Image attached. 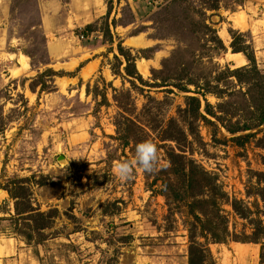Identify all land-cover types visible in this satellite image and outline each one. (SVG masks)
<instances>
[{
	"label": "rangeland",
	"instance_id": "374dc122",
	"mask_svg": "<svg viewBox=\"0 0 264 264\" xmlns=\"http://www.w3.org/2000/svg\"><path fill=\"white\" fill-rule=\"evenodd\" d=\"M197 10L211 29L197 23L203 17ZM235 17L247 26L237 27ZM107 26L111 41L103 34ZM231 30L250 44L264 71V0H0V190L10 178L42 176L43 185L31 184L33 205L58 210L44 229L46 239L28 244L9 218L13 200L2 199L0 191V264H187L185 209L168 206L158 185L151 192L147 184L156 172L137 169L123 182L113 172L115 162L134 157L135 147L122 148L115 139L119 109L111 86L118 98L119 91L130 90L133 116L146 125V140L158 146L159 169L168 165L162 144H174L161 140V130L170 117H178L186 93L138 82L143 89H134L111 66L119 42L134 54L149 48L141 54L150 58L140 56L135 63L150 79L181 41L202 55L191 62L196 66H241L248 61L243 52L231 50ZM215 34L225 49L217 50ZM46 68L63 75L40 77ZM87 82L106 88L107 103L99 105L100 96L86 94ZM197 125L201 139L189 136L181 148L216 178L230 200L255 214L262 211L264 123L246 131L256 134L243 144L232 141L223 127L214 138L212 125ZM221 208L231 231L241 237L251 232L252 225L229 203ZM208 246L216 264H264L260 243Z\"/></svg>",
	"mask_w": 264,
	"mask_h": 264
},
{
	"label": "trees",
	"instance_id": "16d2710c",
	"mask_svg": "<svg viewBox=\"0 0 264 264\" xmlns=\"http://www.w3.org/2000/svg\"><path fill=\"white\" fill-rule=\"evenodd\" d=\"M197 12L203 16V12L198 10ZM109 13L110 7L106 15ZM197 23L211 29L205 16ZM103 34L108 41L112 40L108 26ZM231 36V50L234 53L243 52L248 63L234 68L228 65L222 67L218 64L213 67L196 66L191 62L202 58V55L197 56L194 54L196 49L189 50L188 44L181 41L176 49L162 60L161 67L152 70L150 78L152 81H150L142 77L135 63L140 56L150 58L149 55L141 54L149 48H140L134 54L119 42L118 54L114 55L115 65L111 66L112 72L126 79L134 89L140 91L143 89L136 84L138 82L154 87L171 85L186 93L184 106L178 109V117H170L161 130V140L174 142L173 145L162 144L165 147L168 165L156 171L147 186L151 192H154L156 191L154 185H158L157 191L165 197L168 206L174 204L184 207L188 231L187 264H216L208 246L209 242L228 243L230 240L260 243L261 261L264 258V219L261 218L262 215L264 216V209L255 214L249 208L242 207L240 201L230 200L216 183V178L181 148L183 142H188L189 136L201 139L197 125L199 121L214 127L212 129L214 138L218 126L223 127L231 134L230 139L236 144H243L256 134L246 131L258 128L264 123V71L258 67L253 50H248L250 44L241 41V34L231 30ZM212 40L218 51L225 49L218 35L212 36ZM185 52L189 54L188 58H185ZM43 74L49 77L55 74L63 75L52 68H46L40 77ZM108 85L111 86V83ZM111 89L119 109L113 122L117 134L115 139L122 148L130 144L136 147L138 143L146 140L147 127L133 116L135 108L134 103L130 104V101L132 102L130 90L119 91L122 98H118L117 89L113 86ZM165 89L166 92H172V88ZM85 92L94 98L100 96L99 105L108 101L106 88L99 87L98 83L91 86L87 82ZM208 95L216 97L217 101L211 103L207 98ZM40 178L43 179L37 181L34 177H13L2 187L13 200L14 213L10 214L9 218L14 224V230L28 244L44 241L46 239L44 229L50 227L58 216L57 208L43 211L38 205H33L31 184L43 185L44 177ZM260 196L264 201V193ZM225 202L229 203L240 217L248 220L252 225L250 233L243 232L241 237L229 229L227 216L221 208V204ZM108 204L110 203L105 206L107 207ZM253 214L255 216H252Z\"/></svg>",
	"mask_w": 264,
	"mask_h": 264
},
{
	"label": "clouds",
	"instance_id": "9594fccd",
	"mask_svg": "<svg viewBox=\"0 0 264 264\" xmlns=\"http://www.w3.org/2000/svg\"><path fill=\"white\" fill-rule=\"evenodd\" d=\"M159 149L156 143L151 140H144L135 147V154L131 160L115 162L113 172L116 177L123 181L132 179L137 169L146 173H154L159 170Z\"/></svg>",
	"mask_w": 264,
	"mask_h": 264
},
{
	"label": "bare ground",
	"instance_id": "6f19581e",
	"mask_svg": "<svg viewBox=\"0 0 264 264\" xmlns=\"http://www.w3.org/2000/svg\"><path fill=\"white\" fill-rule=\"evenodd\" d=\"M242 17V16H241ZM241 17H239V18H236L235 17V19H234V23H235V25L237 26V27H240V28H242V29H244L247 25V23L245 22V21H243L244 19H241ZM228 34H227V30L225 29V31L223 32V36L224 37H226ZM131 43H135L134 42V40H131ZM136 45H138V44H136ZM235 55H233V56H230V58H232V57H234ZM24 58V57H23ZM25 59V58H24ZM22 61V60H21ZM151 63V62H150ZM140 70L141 71H143V72H146L147 71V69H146V65L144 66L143 64H140ZM86 72V71H85ZM0 191H2V190H0ZM244 252V249H243V247H241L239 250H238V253L239 254H242Z\"/></svg>",
	"mask_w": 264,
	"mask_h": 264
},
{
	"label": "crops",
	"instance_id": "0c3cea01",
	"mask_svg": "<svg viewBox=\"0 0 264 264\" xmlns=\"http://www.w3.org/2000/svg\"><path fill=\"white\" fill-rule=\"evenodd\" d=\"M130 39V38H129ZM246 58V57H245ZM2 190V192H1V196H2V199L5 197L4 195H7L6 197H8V194H7V192L4 190V189H1ZM12 207V206H11ZM8 209H10L9 211H13V207H12V209L10 208V205H8ZM1 214H4V212L3 213H1L0 212V215Z\"/></svg>",
	"mask_w": 264,
	"mask_h": 264
},
{
	"label": "water",
	"instance_id": "95a60500",
	"mask_svg": "<svg viewBox=\"0 0 264 264\" xmlns=\"http://www.w3.org/2000/svg\"><path fill=\"white\" fill-rule=\"evenodd\" d=\"M212 19H213V20H219V17H218L217 15H214V16L212 17Z\"/></svg>",
	"mask_w": 264,
	"mask_h": 264
}]
</instances>
